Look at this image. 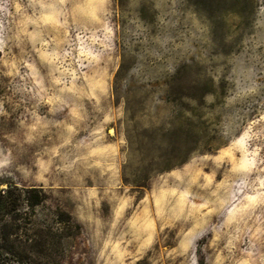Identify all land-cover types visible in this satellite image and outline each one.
<instances>
[{
    "label": "rangeland",
    "instance_id": "rangeland-1",
    "mask_svg": "<svg viewBox=\"0 0 264 264\" xmlns=\"http://www.w3.org/2000/svg\"><path fill=\"white\" fill-rule=\"evenodd\" d=\"M9 186L37 264H264V0H0Z\"/></svg>",
    "mask_w": 264,
    "mask_h": 264
},
{
    "label": "trees",
    "instance_id": "trees-1",
    "mask_svg": "<svg viewBox=\"0 0 264 264\" xmlns=\"http://www.w3.org/2000/svg\"><path fill=\"white\" fill-rule=\"evenodd\" d=\"M14 189L16 187L10 186L0 189V264H37L30 260L29 252L39 256L46 254L45 230L33 232L37 239H34V246L30 247L27 242L29 227L24 219L27 211L33 210L43 197L37 188H23L22 193L27 196L20 200V193H15ZM21 203L25 206L21 207Z\"/></svg>",
    "mask_w": 264,
    "mask_h": 264
}]
</instances>
